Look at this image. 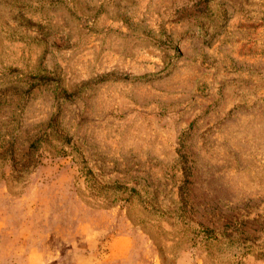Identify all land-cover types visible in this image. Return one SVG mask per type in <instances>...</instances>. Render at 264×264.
Wrapping results in <instances>:
<instances>
[{
    "label": "rangeland",
    "instance_id": "1",
    "mask_svg": "<svg viewBox=\"0 0 264 264\" xmlns=\"http://www.w3.org/2000/svg\"><path fill=\"white\" fill-rule=\"evenodd\" d=\"M0 264H264V0H0Z\"/></svg>",
    "mask_w": 264,
    "mask_h": 264
}]
</instances>
